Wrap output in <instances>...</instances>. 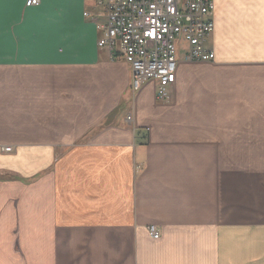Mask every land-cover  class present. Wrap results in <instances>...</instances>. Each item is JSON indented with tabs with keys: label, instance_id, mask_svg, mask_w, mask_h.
I'll return each mask as SVG.
<instances>
[{
	"label": "crops",
	"instance_id": "crops-1",
	"mask_svg": "<svg viewBox=\"0 0 264 264\" xmlns=\"http://www.w3.org/2000/svg\"><path fill=\"white\" fill-rule=\"evenodd\" d=\"M26 3L0 0V264H264V0H215L167 101L95 0Z\"/></svg>",
	"mask_w": 264,
	"mask_h": 264
},
{
	"label": "built area",
	"instance_id": "built-area-1",
	"mask_svg": "<svg viewBox=\"0 0 264 264\" xmlns=\"http://www.w3.org/2000/svg\"><path fill=\"white\" fill-rule=\"evenodd\" d=\"M39 3L27 0L26 5ZM215 8V0H95L93 9H86L84 16L92 21L103 18L98 23L103 32L98 46L109 50L111 60L130 64L132 92L155 81L157 99L167 101L177 78V43H187L181 51L186 61L215 59V53L207 47L215 29ZM127 121H132L131 114ZM149 231L159 238L155 225H150Z\"/></svg>",
	"mask_w": 264,
	"mask_h": 264
},
{
	"label": "rangeland",
	"instance_id": "rangeland-1",
	"mask_svg": "<svg viewBox=\"0 0 264 264\" xmlns=\"http://www.w3.org/2000/svg\"><path fill=\"white\" fill-rule=\"evenodd\" d=\"M187 47V43L182 42V43H177V48H178V53H179V57L183 56V53H181V51H183V49H185Z\"/></svg>",
	"mask_w": 264,
	"mask_h": 264
}]
</instances>
